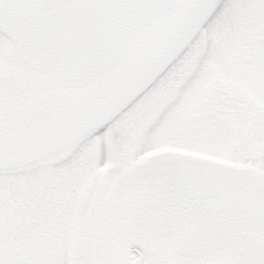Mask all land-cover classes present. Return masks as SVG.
I'll return each instance as SVG.
<instances>
[{
  "label": "snow or ice",
  "instance_id": "6c2138e0",
  "mask_svg": "<svg viewBox=\"0 0 264 264\" xmlns=\"http://www.w3.org/2000/svg\"><path fill=\"white\" fill-rule=\"evenodd\" d=\"M0 264H264V0H0Z\"/></svg>",
  "mask_w": 264,
  "mask_h": 264
}]
</instances>
